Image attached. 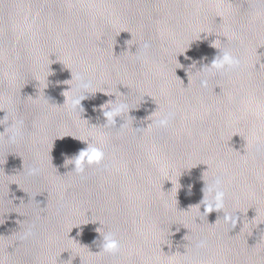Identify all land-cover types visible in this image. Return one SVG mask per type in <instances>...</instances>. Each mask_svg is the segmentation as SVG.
Returning a JSON list of instances; mask_svg holds the SVG:
<instances>
[{
	"label": "water",
	"instance_id": "water-1",
	"mask_svg": "<svg viewBox=\"0 0 264 264\" xmlns=\"http://www.w3.org/2000/svg\"><path fill=\"white\" fill-rule=\"evenodd\" d=\"M0 264H264V0H0Z\"/></svg>",
	"mask_w": 264,
	"mask_h": 264
},
{
	"label": "clouds",
	"instance_id": "clouds-1",
	"mask_svg": "<svg viewBox=\"0 0 264 264\" xmlns=\"http://www.w3.org/2000/svg\"><path fill=\"white\" fill-rule=\"evenodd\" d=\"M241 66V60L237 57H234L230 51H220V55L217 56L210 66L204 67L202 70H197L201 74L207 76L208 74L214 73H222L225 70L229 71H237ZM200 85L202 88L207 87V79H202L200 81ZM78 89L83 95H74L72 97V104L76 110H79L81 101L85 99V95L87 94L88 89L91 87V84L83 79L78 83ZM115 104V102L113 103ZM126 105L120 104L116 107H110L106 111H104L103 115L107 120V124L109 118L111 119L112 124H115V118L121 117L124 113ZM169 119L167 117L161 118L156 122L158 127L165 128L168 126ZM23 127V121L16 120L15 125L9 126V135L8 141L10 144H14L21 137V129ZM137 131H142L141 128H138ZM104 157V152L99 147H89L85 150H81L79 154L70 159L72 161V165H74L73 172H83L85 166H90L92 163H97L101 161ZM39 173V169H31V175H37ZM221 184L219 179L215 181L205 184V188L203 189V200L202 205L204 206V213L209 214L213 211H219L224 208L225 204V193L224 191L218 187ZM202 215V214H201ZM224 220L226 223H229L231 226H235L238 217L232 215H224ZM32 235L31 232L27 233L24 239H28ZM121 245L119 240H117L111 233H107L102 236V245L100 252H108L113 253L120 249ZM199 247H203V242L199 245Z\"/></svg>",
	"mask_w": 264,
	"mask_h": 264
}]
</instances>
